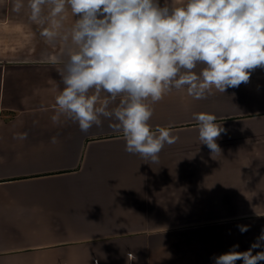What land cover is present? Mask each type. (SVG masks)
Listing matches in <instances>:
<instances>
[{
  "label": "crops",
  "instance_id": "crops-1",
  "mask_svg": "<svg viewBox=\"0 0 264 264\" xmlns=\"http://www.w3.org/2000/svg\"><path fill=\"white\" fill-rule=\"evenodd\" d=\"M30 4L0 0V264H214L234 245L248 250L264 230V67L225 93L195 99L184 86L145 100L150 127L171 125L179 137L153 163L125 151L115 120L85 133L59 109L77 17L67 5L53 16L45 3L33 19ZM201 112L226 129L214 156L198 138Z\"/></svg>",
  "mask_w": 264,
  "mask_h": 264
},
{
  "label": "clouds",
  "instance_id": "clouds-1",
  "mask_svg": "<svg viewBox=\"0 0 264 264\" xmlns=\"http://www.w3.org/2000/svg\"><path fill=\"white\" fill-rule=\"evenodd\" d=\"M45 3L53 5V16L67 5L77 17L69 30L75 49L62 62L59 109L85 133L101 126V117L115 120L112 127L126 142L125 151L153 163L179 137L171 125L150 127L153 111L145 100L158 102L166 90L184 86L195 99L205 98L212 87L225 93L249 82L251 70L264 67V0H187L178 7L161 6L160 0H31L33 19ZM42 35L51 39L56 33L45 30ZM198 65L204 66L199 74L193 71ZM101 91L109 96L96 107ZM120 94L125 99L110 108ZM193 119L200 144L212 156L221 153L216 141L226 129L217 116L201 112ZM27 136L19 133L14 139ZM238 227L242 233L248 230ZM236 248L213 257L214 264H260L264 251L254 255L253 250L264 248V230L248 250Z\"/></svg>",
  "mask_w": 264,
  "mask_h": 264
},
{
  "label": "rangeland",
  "instance_id": "rangeland-1",
  "mask_svg": "<svg viewBox=\"0 0 264 264\" xmlns=\"http://www.w3.org/2000/svg\"><path fill=\"white\" fill-rule=\"evenodd\" d=\"M200 171H202V169H200ZM236 209V208H235Z\"/></svg>",
  "mask_w": 264,
  "mask_h": 264
}]
</instances>
